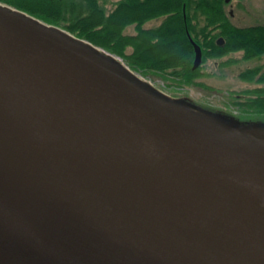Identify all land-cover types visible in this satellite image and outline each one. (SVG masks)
<instances>
[{"label":"water","instance_id":"95a60500","mask_svg":"<svg viewBox=\"0 0 264 264\" xmlns=\"http://www.w3.org/2000/svg\"><path fill=\"white\" fill-rule=\"evenodd\" d=\"M148 83L0 1V264H264V124Z\"/></svg>","mask_w":264,"mask_h":264},{"label":"trees","instance_id":"16d2710c","mask_svg":"<svg viewBox=\"0 0 264 264\" xmlns=\"http://www.w3.org/2000/svg\"><path fill=\"white\" fill-rule=\"evenodd\" d=\"M0 1L123 57L139 74L173 77L179 84L211 88L198 80L204 75L202 64L193 68L195 49L188 31L201 45L203 61L236 50H243L247 59L264 54V24L235 25L226 0H118L112 9L101 0ZM162 17L158 26L144 27ZM129 25H135V33H125ZM240 76L257 84L229 90L228 110L221 115L235 123L264 124V66L247 68Z\"/></svg>","mask_w":264,"mask_h":264},{"label":"rangeland","instance_id":"374dc122","mask_svg":"<svg viewBox=\"0 0 264 264\" xmlns=\"http://www.w3.org/2000/svg\"><path fill=\"white\" fill-rule=\"evenodd\" d=\"M116 1L118 0H101L108 9H112ZM225 9L235 25L264 24V0H230L226 3ZM162 20L163 17L151 19L144 24V27L158 26ZM135 32V25H129L125 29V33ZM121 59L124 64H128L123 57ZM201 64L204 75L198 80L211 88L195 84H179L173 77L165 78L161 74L145 75L139 72L153 85L172 96L180 99L182 97L202 107L206 106L215 113L226 114L229 106L227 105L229 90L239 91L257 84L253 80L241 77L240 74L250 67L259 65L263 67L264 54L259 58L247 59L244 57L243 50H236L219 57H208L205 61L202 59ZM232 107L237 111L235 106Z\"/></svg>","mask_w":264,"mask_h":264},{"label":"bare ground","instance_id":"6f19581e","mask_svg":"<svg viewBox=\"0 0 264 264\" xmlns=\"http://www.w3.org/2000/svg\"><path fill=\"white\" fill-rule=\"evenodd\" d=\"M128 71V70H127ZM131 73V72H130ZM149 84V85H148ZM146 84L147 86H149L150 88L153 89L152 84L148 83ZM151 85V86H150ZM165 98L170 99L169 96L163 95ZM175 100H173L174 102ZM181 107H183L185 110L192 112L194 114L199 115L200 117H203L207 120L213 121L214 123H217L215 120L211 119L210 117L206 116L205 114L196 111L193 108L181 105ZM218 124V123H217ZM219 125V124H218ZM222 127H226L227 129L229 128L226 125H222ZM244 134H252L255 137H259V138H264V129H243L242 131ZM3 177V171L0 168V201L3 203L8 204L9 206L13 207L14 209H16V207L19 206L18 204V198L15 195V184L9 180V182H3L4 180Z\"/></svg>","mask_w":264,"mask_h":264}]
</instances>
